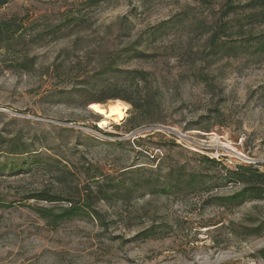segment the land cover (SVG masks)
I'll list each match as a JSON object with an SVG mask.
<instances>
[{"label":"rangeland","instance_id":"obj_1","mask_svg":"<svg viewBox=\"0 0 264 264\" xmlns=\"http://www.w3.org/2000/svg\"><path fill=\"white\" fill-rule=\"evenodd\" d=\"M253 1L0 7V21L18 29L0 41V264H264V201L219 205L217 197L239 187L202 158L264 170V55L246 44L264 34V14ZM230 3L238 12L224 18ZM221 20L231 22L221 41L237 45V54L212 51ZM99 97L105 106L124 104L120 124L100 126L105 117L87 105ZM14 142L27 151L8 154ZM184 165L205 173L210 191L169 187ZM98 170L120 179V194L99 199L90 185ZM129 171L141 176L129 180ZM41 192L92 209L53 225L33 207L67 202L32 198Z\"/></svg>","mask_w":264,"mask_h":264},{"label":"trees","instance_id":"obj_2","mask_svg":"<svg viewBox=\"0 0 264 264\" xmlns=\"http://www.w3.org/2000/svg\"><path fill=\"white\" fill-rule=\"evenodd\" d=\"M10 2V0H0V7L4 6ZM250 5V4H249ZM248 6V5H247ZM252 8L257 9L260 7L261 9L259 12L262 11L264 14V0H260L256 2L254 0L250 5ZM237 7L233 4H229L228 8L223 14L224 18L229 17L232 13H237ZM257 14L252 13V15L248 16V18H252ZM230 21H222L218 24L217 30L214 31L212 36L210 37V44L212 47V51L216 57H220L222 55H229V54H237L240 50L239 47L230 41H221L223 36H226L227 32L230 30ZM18 32V29L12 27L6 21H0V41L4 39H9L15 36ZM254 42V43H253ZM246 44H257L256 45V53L259 55H264V34L257 38V41L253 38H248L246 40ZM1 47V45H0ZM131 78L133 80H142L144 79V75L142 72L138 71H131L129 72ZM85 89V88H84ZM110 98H119L118 95H112ZM107 98H93L87 101V105H90L93 102L104 103ZM127 102H129L135 110H139V106L137 103L129 98H124ZM132 123V120H128ZM97 131H102L101 128L95 126ZM209 130V128H207ZM116 145L121 144V142H115ZM27 148H24L22 145H18V143H11V147H9L8 154L10 155H20L26 152ZM202 156V155H200ZM202 158L205 160L206 163H211L214 166H221L222 170H225L224 174L220 173V178L226 180L229 183L237 185L239 188L233 194L227 196H220L217 197L218 204L221 206H228V207H240L243 204L249 201H264V170H260L253 164H244V163H236L234 166H226L220 163L215 158H210L206 155H203ZM35 166L39 165L41 162L40 160L34 156L32 160ZM60 163V161H59ZM59 163H55L56 165ZM17 168V165H14ZM183 168L184 170H181ZM177 172L176 169H172L171 173H177L175 178V184L169 187H179L180 185H184L186 189L194 190V191H210V187L206 181V175L203 172L193 171V170H186V165L180 167ZM140 171V170H135ZM135 171H129V176H132ZM97 173L99 175H93L90 177V185L97 187V194L100 196L99 199L101 200H110L113 195L120 194L122 191L121 188V181L112 173H103L102 171L98 170ZM173 175V174H172ZM141 176L135 174L132 177H129V180H136L138 177ZM148 181H153L156 178L159 180V177H153L152 175H147ZM93 190V189H92ZM166 190V187H164ZM32 198L37 200H44L52 203L60 202H67L64 206L59 207H46V206H37L33 207L37 214H39L42 218L48 220L53 225H58L65 221H70L76 217H81L88 215V209H92V207L88 204L81 205L75 202L73 199L63 198L61 196L51 195L47 192H41L38 194L33 195ZM59 208V209H58ZM94 214H97L94 211ZM262 229V224H259L252 228L253 234H260ZM260 253L264 256V249L260 251Z\"/></svg>","mask_w":264,"mask_h":264},{"label":"bare ground","instance_id":"obj_3","mask_svg":"<svg viewBox=\"0 0 264 264\" xmlns=\"http://www.w3.org/2000/svg\"><path fill=\"white\" fill-rule=\"evenodd\" d=\"M90 108L96 113L101 114L105 117L100 120V126L103 128L108 127L112 123V121L113 123L120 124L126 117V107L120 101H115L110 106H105L100 103H92ZM234 150L237 149L235 148Z\"/></svg>","mask_w":264,"mask_h":264},{"label":"water","instance_id":"obj_4","mask_svg":"<svg viewBox=\"0 0 264 264\" xmlns=\"http://www.w3.org/2000/svg\"><path fill=\"white\" fill-rule=\"evenodd\" d=\"M94 103V102H93ZM92 104V103H91Z\"/></svg>","mask_w":264,"mask_h":264}]
</instances>
